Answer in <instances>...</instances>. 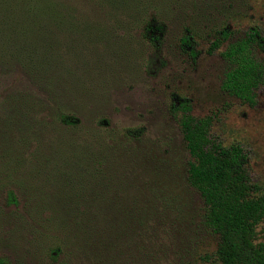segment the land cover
<instances>
[{
	"label": "rangeland",
	"instance_id": "obj_1",
	"mask_svg": "<svg viewBox=\"0 0 264 264\" xmlns=\"http://www.w3.org/2000/svg\"><path fill=\"white\" fill-rule=\"evenodd\" d=\"M155 1L166 26L159 50L137 35L104 42L71 63L64 57L65 63L40 72L0 65V145L5 141L19 156L25 152L26 169H41L36 181L79 177V160L94 156L99 163L103 157L99 170L114 197L149 217L148 226L133 229L129 242L105 251L100 262L72 264H218L219 239L205 226L202 198L187 182L191 158L180 131L182 113L173 111L185 100L195 117L213 118L216 139L244 147L251 177L264 188V84L255 106L229 96L221 88L226 46L208 53L225 28L232 40L255 26L264 36V0ZM186 29L197 43L196 59L181 47ZM61 115L78 119L77 125L64 124ZM137 129H143L141 137L127 134ZM62 188L48 186V195L73 193L72 186ZM38 211L49 218L55 210ZM35 235L22 228L7 239L0 234V255L10 257L9 264H63L50 242Z\"/></svg>",
	"mask_w": 264,
	"mask_h": 264
},
{
	"label": "trees",
	"instance_id": "obj_2",
	"mask_svg": "<svg viewBox=\"0 0 264 264\" xmlns=\"http://www.w3.org/2000/svg\"><path fill=\"white\" fill-rule=\"evenodd\" d=\"M155 4V0H0V65L14 63L40 72L58 61L65 63L64 57L71 63L104 42L135 40L137 35L159 50L166 26L158 20ZM185 31L181 47L196 59L197 43L191 29ZM232 37L229 28L218 31L208 53L226 46L221 56L228 68L221 88L242 103L255 106L256 91L264 84V60L260 57L264 36L255 26L239 39ZM173 111L182 113L180 131L191 158L187 182L202 198L205 226L219 239L215 262L264 264V188L251 177L248 153L241 144L225 145L216 139L213 118L195 117L187 100L175 104ZM60 119L66 125L78 123L66 115ZM143 132L128 130L127 134L139 138ZM3 142L0 234L4 239L15 228L32 229L35 239L43 237L50 242L52 255L63 264L100 262L105 251L129 242L133 229L139 233L148 226L149 217L141 209L114 197L115 189L99 170L103 157L99 163L94 156L79 160V177L36 181L41 169H26V153L21 151L19 156ZM22 175L27 179L15 178ZM48 186L55 190L72 186L73 193L52 198ZM41 208L54 209V215L44 217L38 211ZM10 261V257L0 255V264Z\"/></svg>",
	"mask_w": 264,
	"mask_h": 264
}]
</instances>
